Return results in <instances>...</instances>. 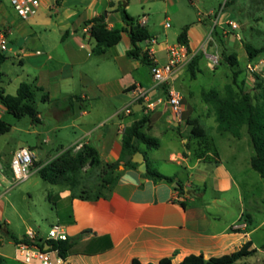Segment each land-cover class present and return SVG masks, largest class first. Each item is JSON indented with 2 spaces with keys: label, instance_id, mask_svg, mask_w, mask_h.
Masks as SVG:
<instances>
[{
  "label": "crops",
  "instance_id": "0c3cea01",
  "mask_svg": "<svg viewBox=\"0 0 264 264\" xmlns=\"http://www.w3.org/2000/svg\"><path fill=\"white\" fill-rule=\"evenodd\" d=\"M121 1L42 0L34 15L26 19L19 16L6 18L7 25L0 27L6 29V50L3 51H11L25 72L16 90L20 82L27 81L41 87L48 95L46 101H40L37 96L36 101L42 104L41 108L35 104L38 123L43 125L45 122L46 131L71 128L73 138L68 145H90L102 161L113 162L120 154L124 128L146 113L148 122L144 132L149 136L159 141L169 129L177 132L179 144L166 149L164 160L175 162L188 174L187 179L181 181L177 171L167 175L156 167L162 174L172 176L174 182L181 181L183 193L175 190L172 183L153 182L143 177L137 167L123 168V165L119 167L121 173L107 198H70L71 190L59 186L52 197L56 209L55 224L63 227L68 249L64 257L56 254L60 260L55 264H130L133 258L143 263H156L162 257H170L171 263L177 264L188 254H202L208 258L230 253L249 240L253 218L250 213H245L249 214V225L243 213L223 220L225 198L213 197L206 202V181L211 178L213 187L219 192L232 186L238 189L235 175L248 169L250 163L245 167L237 163L234 140L228 138L227 147L231 149L234 165L232 168L225 165L218 148L207 138L206 129L198 117L206 115L213 118L214 125L209 128L218 133L225 131L216 129L212 109L202 100L199 104L189 87L186 89L187 98L181 94L180 118L172 114L166 95L162 93L165 87L153 89L155 82L150 67L139 59L126 56L131 46L130 29L122 31L120 40L103 53L92 52L95 41L89 35L86 21L104 14L108 28L125 27L118 10ZM124 7L133 19L134 25L131 26L145 20L140 25L148 31L150 38L140 45L149 49L156 60L155 55L159 54V62L166 61L167 47L178 42L177 36L183 28H186L185 46L190 58L201 50L203 57L212 54L203 48L208 39L213 40L210 35L211 19L197 18V22H192L187 17L189 6L184 0H127ZM226 20L233 19L229 17ZM165 22H170L168 27H165ZM172 26L175 30L180 29L175 42L168 37V28ZM220 29L225 32L224 27ZM13 31L17 37H11ZM159 34L164 37L159 39ZM227 41L232 42L228 35ZM186 64L174 68L171 77L170 85L179 92L176 82L184 78ZM146 73L149 74L148 79ZM185 76L188 77L186 73ZM140 87L149 90L148 100L136 99L135 92ZM0 88L5 92L3 87ZM149 102L152 105H148ZM187 117L198 119L205 141L190 137V127L185 121ZM243 135L242 131L239 138L231 137L240 139ZM43 141L46 143L49 138L45 137ZM204 142H208L209 147ZM21 145L33 151V161L43 160L45 163L52 158L50 151L41 144L31 147L19 143L9 152L10 158L14 149ZM247 145L250 146L249 142ZM152 150L138 145L137 151L143 154L145 162L154 166L157 157ZM199 154L202 155L199 157ZM252 154L248 155V162ZM6 167L0 165V180H5L8 174L13 178L11 169ZM36 170L38 167L32 172ZM210 204L217 207L215 212L209 211ZM2 205L0 197V218L3 217ZM3 220L7 228L9 219ZM24 234L13 236L21 239ZM45 236L38 234V237ZM7 241L14 247V238ZM259 246L252 242L251 247L257 249L256 253ZM0 257L6 264L7 255L1 250Z\"/></svg>",
  "mask_w": 264,
  "mask_h": 264
},
{
  "label": "rangeland",
  "instance_id": "374dc122",
  "mask_svg": "<svg viewBox=\"0 0 264 264\" xmlns=\"http://www.w3.org/2000/svg\"><path fill=\"white\" fill-rule=\"evenodd\" d=\"M184 3L189 6L187 17L192 22H197V18L209 17L211 19L210 35L213 40L208 39L203 48H205V51L215 54L218 59L216 64H208L209 60L203 57L199 62L200 71L196 74L195 79L186 77L185 69L184 78L176 82V87L180 90V93L187 98L186 89L189 87L194 93V99L200 104V91L202 88H216L222 93L224 85L232 82V69H239L241 72L237 76V83L252 94L253 100L260 102V88L257 82H262L264 79V52L259 53L255 59L249 60L243 47V41H249L256 47L264 46V0H184ZM17 16L8 0H0V27L7 25L5 24L6 18H17ZM229 17L238 24V28L232 30L225 24L226 19ZM221 27H224L225 32L221 31ZM212 28H215L216 32L218 31L217 34L212 31ZM179 31L180 29L175 30L173 26L168 28V37L171 42H175L176 34ZM159 35V39L164 37L162 34ZM227 35L229 40H232L231 43L227 41ZM11 37H17V33L13 31ZM222 52L224 54L231 52L237 54L238 63L234 68L228 65ZM5 54L7 58L0 66V87H3L8 94H15L17 83L20 79H24L25 72L11 51H7ZM155 56L160 60L159 54ZM145 77L148 79L149 74L146 73ZM262 84H264V81ZM163 90L162 93L165 94V89ZM152 99L155 100L154 97ZM35 104L38 108L42 106L37 101ZM0 110V118L10 125L7 132L0 134V165L2 167L7 165L6 168H10L9 152L18 143L31 147L41 144L50 151L52 158L64 149L75 145H68L73 138L71 128L46 131L47 125H44L45 122H43V125L32 122L28 116L16 118L6 112L3 107H0ZM198 118L206 129L207 138L212 140L218 148L228 168H232L234 165L231 159V149L227 147L228 138L234 140V153L238 155L237 163L242 167L249 164L248 155L253 153V148L247 145L248 136L245 133V127L242 129L244 135L240 139H235L227 131L218 133L215 129H210L209 126L214 125L213 118L206 115H201ZM45 137L49 138L46 143L43 141ZM159 141L160 146L152 150L157 157L156 164H154L155 168L159 167L158 169L167 175H172L174 171H177L179 179L185 181L188 176L187 172L181 166L176 165L175 162L164 160L166 149L179 144L177 132L169 129L168 132L160 136ZM139 147L144 148V145L139 143ZM35 167L32 162L30 166L31 173L23 181L17 182L14 178H10L9 174L5 180H0V197L3 202V217L0 218V224H4L3 219H9L7 228L14 235L24 234L28 228H31L41 236H45L51 225L57 221L52 197L59 186L65 187V185H53L44 181L37 170L32 172ZM87 168L88 165L82 169L81 174H84ZM98 170L96 169V171ZM188 171L192 172V170ZM94 173L86 174L88 176L86 185L91 186L95 182ZM189 178H192V176L189 175ZM235 179L238 182V189L232 186L228 190L219 192L213 187L212 179L208 178L204 200L207 202L213 197L225 198L226 202H223L226 208L222 207L224 211L222 214L223 220H230L238 213H250L253 221L250 226L249 240L255 246H259L264 241V178L248 167L239 175L236 174ZM67 188L69 187L67 186ZM47 193L50 199L46 198ZM216 208L213 207V204H210L209 211L215 212ZM247 215L249 216V214H245L243 217ZM0 238L2 239L0 250L7 255V258H5L6 264H25L16 257L14 247L8 243V237L2 230L0 231ZM55 256V253L50 254L53 261ZM245 260L254 264H264V250L259 248L254 256H249Z\"/></svg>",
  "mask_w": 264,
  "mask_h": 264
},
{
  "label": "trees",
  "instance_id": "16d2710c",
  "mask_svg": "<svg viewBox=\"0 0 264 264\" xmlns=\"http://www.w3.org/2000/svg\"><path fill=\"white\" fill-rule=\"evenodd\" d=\"M127 0H122L118 8L121 19L126 25H134L132 17L125 10ZM89 25V35L94 39L95 44L92 52L95 54L103 53L108 47L116 44L121 38V32L127 31V27L108 28L105 15L93 17L86 21ZM136 29L128 30L131 46L126 51V56L131 59H139L145 66L151 67L153 64L152 57L147 49H143L140 43L148 40L150 35L148 31L140 24L136 25ZM212 31L216 32L215 28ZM177 41L187 45L186 28H183L177 36ZM243 47L249 60L264 52V46L256 47L249 41H243ZM224 58L231 68L237 63V54L231 52L224 54ZM203 57V52L199 51L191 56L186 64V73L190 79H195L196 74L200 71L199 62ZM7 58L4 51L0 50V66ZM241 72L239 69H232V82L224 85V91L221 93L216 88L205 89L200 91L201 100L208 104L213 111L218 131H227L234 137L239 138L245 127V133L248 136V142L253 148V154L250 157V167L264 178V84L257 82L260 88L261 101L253 100L250 92L244 90L237 83V76ZM165 89V88H164ZM166 92V91H165ZM40 101L48 100L46 92L33 82L22 81L17 87L15 94L5 93L0 88V104L6 112L12 114L16 118L28 116L32 122H38V111L35 107L37 96ZM189 125L190 137L193 139L206 140L204 131L199 124L197 118L185 119ZM148 122V115L144 113L140 118L132 121L126 126L122 132L120 154L117 160L113 162L102 161L96 151L90 145L83 144L82 147L74 151L73 147L64 149L58 155L50 158L47 162L33 161V165L38 167L39 176L51 184H64L71 190L70 198H80L83 200H95L98 198L109 197L112 187L117 181L121 173L120 165L123 168H136L137 163L131 160L133 154L138 150L139 143L143 144L147 149H156L159 147L157 138L149 136L144 132V127ZM10 125L0 118V134L7 132ZM209 147L208 142H204ZM204 152H202L203 154ZM199 154V157L200 155ZM122 162V163H121ZM88 165L84 174L82 169ZM96 169H99L96 171ZM95 182L91 186L86 185V174L93 173ZM145 178L151 179L153 182L165 181L173 183L175 180L172 176H167L158 171L149 162H146V171L141 173ZM85 181V182H84ZM178 186L174 187L179 193L184 192L181 181L176 180ZM50 199L49 195L47 196ZM248 225L250 224L249 216H245ZM4 231L8 238L19 240L6 228V224H0V231ZM66 240V239H65ZM65 240L50 241L52 248L57 249L59 256L66 255L68 244ZM251 240H246L237 249L230 253L219 256H211L204 258L202 254H188L184 256L177 264H251L245 261V258L256 253L257 249L251 247ZM43 246V245H42ZM264 250V242L259 246ZM244 260L242 262H238ZM0 264H4L0 257ZM130 264H172L170 257H162L156 263H143L136 258L130 261Z\"/></svg>",
  "mask_w": 264,
  "mask_h": 264
},
{
  "label": "built area",
  "instance_id": "2783aa9c",
  "mask_svg": "<svg viewBox=\"0 0 264 264\" xmlns=\"http://www.w3.org/2000/svg\"><path fill=\"white\" fill-rule=\"evenodd\" d=\"M8 2L19 17L26 19L37 12L42 0H8ZM144 23L145 20L142 19L140 24ZM225 24L232 30L238 28V24L233 20H226ZM168 26L169 22H165V27ZM5 32V28L0 29V50L2 51L6 50ZM150 41L154 42V40ZM147 50L151 55L149 49ZM166 53L167 59L165 62H159L151 55L153 64L150 67V71L155 82L153 89L165 87L166 102L170 106L172 114L176 118H180L182 113V95L170 83L174 68L180 64L187 63L190 57L186 46L179 42L168 46ZM207 59L209 64H216L218 58L215 54H209ZM148 92L149 90L138 88L135 92L136 99L148 100ZM148 105H152V102H149ZM82 145V143L76 144L73 146V150H79ZM33 158L34 153L28 146L21 145L14 149L9 165L15 181H23L29 177ZM66 238L67 235L60 224L51 225L45 237H38L37 232L28 228L24 236L14 242V252L16 257L25 264H55L60 258L56 256L53 261L50 257L51 253L57 254V249L52 248L50 241L65 240ZM1 241L2 239L0 238ZM45 244L48 245L47 248H44Z\"/></svg>",
  "mask_w": 264,
  "mask_h": 264
},
{
  "label": "water",
  "instance_id": "95a60500",
  "mask_svg": "<svg viewBox=\"0 0 264 264\" xmlns=\"http://www.w3.org/2000/svg\"><path fill=\"white\" fill-rule=\"evenodd\" d=\"M126 26H127L128 29H136V27H137L136 25H135V26L126 25ZM242 27H244V25H242ZM74 107H75L76 110L78 109V105H77V103L74 104ZM131 160H132L133 162H136V163L138 164L137 168H138V170H139L140 172L144 173V172L146 171V162H145L144 157H143V154H142L141 152L136 151V152L133 154ZM172 185H173L174 187H177V186H178L177 182H173ZM47 246H48V245L45 244V245H44V248H47Z\"/></svg>",
  "mask_w": 264,
  "mask_h": 264
}]
</instances>
